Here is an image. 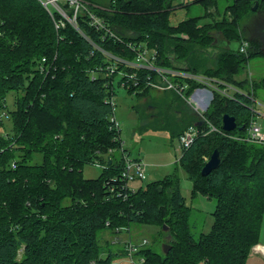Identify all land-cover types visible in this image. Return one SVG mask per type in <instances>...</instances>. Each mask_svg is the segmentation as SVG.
I'll list each match as a JSON object with an SVG mask.
<instances>
[{"label": "trees", "instance_id": "trees-1", "mask_svg": "<svg viewBox=\"0 0 264 264\" xmlns=\"http://www.w3.org/2000/svg\"><path fill=\"white\" fill-rule=\"evenodd\" d=\"M191 4H201L204 13L170 24L175 7ZM61 7L72 16L66 2ZM81 7L75 25L56 28L61 17L54 8L49 13L38 0H0V264L124 258L130 264H246L264 215V143L243 138L264 80L249 85L237 78L252 57L264 58V0H231L221 10L218 0H82ZM89 14L118 39L90 25ZM209 17L212 22L199 23ZM246 18L257 26L248 31ZM128 44L156 50L153 66L179 91L155 90L148 85L159 81L154 70L111 58L135 61ZM122 85L146 98L144 121L167 131L174 145L188 127L197 131L173 173L127 192L120 178L129 157L110 122L115 104L109 102ZM229 86L235 90L228 93ZM200 88L210 89L211 97L199 114L186 100ZM166 92L169 98L150 103V93ZM224 114L234 118V130H222ZM215 150L218 166L201 175ZM83 164L99 165L100 176L84 179ZM178 169L193 196L214 200L206 233L192 231ZM131 224L158 228L169 238L167 253L145 240L121 244L115 236ZM104 232L109 240L100 237Z\"/></svg>", "mask_w": 264, "mask_h": 264}, {"label": "rangeland", "instance_id": "rangeland-1", "mask_svg": "<svg viewBox=\"0 0 264 264\" xmlns=\"http://www.w3.org/2000/svg\"><path fill=\"white\" fill-rule=\"evenodd\" d=\"M101 1L105 3L107 0ZM187 1L190 2L191 0ZM230 2L231 0H218V9L221 10L224 5ZM203 13V6L201 4H191L187 8L182 6L175 7L170 14V24H176L178 21L190 17L201 16ZM212 16L214 17V15ZM213 17L200 18L199 23L212 22ZM262 18L264 17L262 16ZM251 19L252 18H246L245 21L246 25H249L248 31L252 26L253 28L257 26L258 23V20H254V22L251 23ZM247 34L248 32H242V35L247 36ZM237 80H247L249 85L264 80V58L252 57L248 63L244 65V69ZM227 90L229 91L228 93H230L232 90H235V88L229 86ZM206 92L209 96L211 95L210 89H206ZM164 94H167V96H163V93L162 95L150 93V103L152 105H158L160 100L166 97L169 98V92ZM256 94L257 101H255V103L253 102V107L257 112L255 121L264 131V90H257ZM113 99L115 104L114 117L120 130L122 148L128 153L129 159H140L145 165V179L143 181H130L127 184L128 189L136 190L139 187L145 186L147 183L156 181L173 173L178 166L176 163L178 152L175 150V145L171 143L167 131L155 128V123H151V121L149 123L144 121L146 113L143 106L146 98H139L135 94L127 93L123 87L116 86L115 97ZM11 102L12 98L10 97L8 104ZM117 154L118 153H116V156ZM36 160L39 162L38 157ZM101 171V167L96 164H83L81 167V174L84 179H97ZM177 174L179 177L180 192L186 204L191 208L189 222L192 226V231L194 235H197L199 232L206 233L209 231L212 222L210 214L214 209V200L207 199L200 194L193 196L191 194V183L187 179L185 172L178 169ZM127 229L128 230H121V232L115 236V238L119 239L121 244L126 242L127 244L139 245L145 240L146 245H148L147 247L158 253H162V246L164 244L168 245L167 240H169V238L165 237L163 234L157 233L158 228L155 226L131 224L130 228ZM165 231L166 228L163 232L165 233ZM100 237H102L103 240H109V238H111L108 232L102 233ZM258 242L264 244V215L260 222ZM126 249L129 254L134 253L129 247H126ZM119 261L120 262H114V264L121 262H123V264H130L127 258L120 259ZM246 264H264V256H262L260 252L252 250L246 259Z\"/></svg>", "mask_w": 264, "mask_h": 264}, {"label": "built area", "instance_id": "built-area-1", "mask_svg": "<svg viewBox=\"0 0 264 264\" xmlns=\"http://www.w3.org/2000/svg\"><path fill=\"white\" fill-rule=\"evenodd\" d=\"M38 1L42 4V6L49 13H50V7H52L60 15L61 19H59L55 23L56 28H58L59 26H64L65 21H67L68 23H71L72 25H75V18H76L77 11L79 10V8H82L81 7L82 0H38ZM63 2H66L71 8H73V14L71 17L67 16L65 11L61 7V4H63ZM89 17H90V25H92L96 29H104L110 38H114L116 40L118 39L116 36H114V34L110 32V30L105 28L102 22L99 19H97L93 14H89ZM127 46L130 47V49L136 53L135 61L126 62L116 57L111 56V58L114 59V61L125 63L133 67L154 70L157 74L159 81L157 83L149 82L148 85H150V87H152L155 90H159V91L170 90V89L177 90L176 86L170 83L164 76L165 71L153 66V61L156 58V50L147 48L146 46L142 47L141 45L133 46L131 44H128ZM246 46H247L246 43H242V45L240 46V51L244 52L246 49ZM114 70H115V67H112L109 69L110 72H113ZM119 75L122 77H126V78L128 77L130 79H135V73L129 75V74L123 73L122 71V72H119ZM182 75L191 77L200 83L210 86L207 82L208 80L202 77H197V76L195 77V76L187 75V74H182ZM134 82L136 84L138 80ZM122 84H125V82H123ZM122 87H124V85H122ZM179 89L181 90V88ZM196 91H198V89H195L193 91V93L187 99V102L192 108H195L197 110V108L200 107V104L196 102L195 100H193V95ZM222 93H225V91H222ZM109 102L112 105H114L113 99H111ZM110 122L113 123L115 128H119L114 115L110 117ZM210 130L217 131L216 128H214L211 125H210ZM196 135H197V131L192 126L188 127L180 135V137L177 139V142L175 143V150L176 152H178L177 159H179V157L181 156L182 149L187 148L192 143ZM243 139L246 141L255 142V143H264V131L262 130L261 126L256 121H252L249 127L247 128L246 135ZM144 179H145V165L142 163V161L140 159L126 158L123 170L121 172V178H120V180L123 182L121 189L125 192L134 191V190L128 189L127 184L130 181H134V180L143 181ZM129 249L134 251V248L132 247H129ZM252 250L260 252L262 256H264L263 246L257 245L254 248H252Z\"/></svg>", "mask_w": 264, "mask_h": 264}, {"label": "water", "instance_id": "water-1", "mask_svg": "<svg viewBox=\"0 0 264 264\" xmlns=\"http://www.w3.org/2000/svg\"><path fill=\"white\" fill-rule=\"evenodd\" d=\"M257 7V2H255L254 6L252 7V10H255ZM207 104H204V107H206ZM236 128V122L233 117H230L226 114L222 116V130L225 132L232 131ZM220 158L218 152L215 150L209 159L206 161L204 166L201 169V175H207L211 170L215 169L219 164ZM110 163V159H108V164ZM165 229V226L163 227ZM169 249V246L164 244L162 246L163 253H167V250Z\"/></svg>", "mask_w": 264, "mask_h": 264}, {"label": "crops", "instance_id": "crops-1", "mask_svg": "<svg viewBox=\"0 0 264 264\" xmlns=\"http://www.w3.org/2000/svg\"><path fill=\"white\" fill-rule=\"evenodd\" d=\"M210 97H211V95L210 96L208 95V93L206 92V88H200V89H198V91H196L194 93V95H193V100H195L196 102H198L200 104V107L197 108V110L195 108H193V110L196 113H199V114L202 113L206 109ZM204 104H207L206 107H204ZM258 245L264 246V244H262V243H258Z\"/></svg>", "mask_w": 264, "mask_h": 264}]
</instances>
